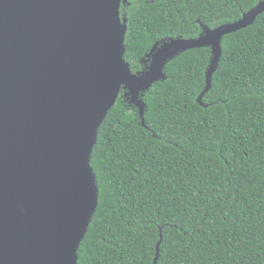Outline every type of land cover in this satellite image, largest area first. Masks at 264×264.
Masks as SVG:
<instances>
[{
	"label": "trees",
	"instance_id": "16d2710c",
	"mask_svg": "<svg viewBox=\"0 0 264 264\" xmlns=\"http://www.w3.org/2000/svg\"><path fill=\"white\" fill-rule=\"evenodd\" d=\"M264 0H127L125 62L234 24ZM211 47L180 53L141 94L146 127L122 89L91 166L98 208L78 264H264V13Z\"/></svg>",
	"mask_w": 264,
	"mask_h": 264
},
{
	"label": "water",
	"instance_id": "95a60500",
	"mask_svg": "<svg viewBox=\"0 0 264 264\" xmlns=\"http://www.w3.org/2000/svg\"><path fill=\"white\" fill-rule=\"evenodd\" d=\"M127 0H0V264H78L98 208L91 166L100 127L124 89L146 127L141 94L180 53L249 27L264 3L197 39L157 45L147 71L125 62ZM159 246L154 264H157Z\"/></svg>",
	"mask_w": 264,
	"mask_h": 264
}]
</instances>
